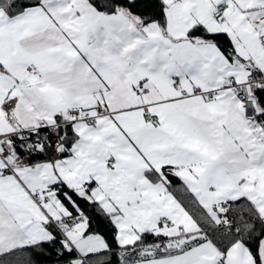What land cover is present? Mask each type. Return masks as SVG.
<instances>
[{"label":"snow or ice","instance_id":"6c2138e0","mask_svg":"<svg viewBox=\"0 0 264 264\" xmlns=\"http://www.w3.org/2000/svg\"><path fill=\"white\" fill-rule=\"evenodd\" d=\"M0 264H264V0H0Z\"/></svg>","mask_w":264,"mask_h":264}]
</instances>
